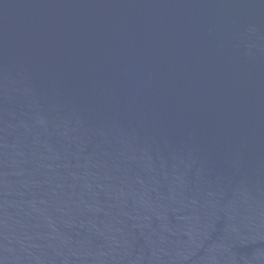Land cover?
<instances>
[{
    "label": "water",
    "instance_id": "1",
    "mask_svg": "<svg viewBox=\"0 0 264 264\" xmlns=\"http://www.w3.org/2000/svg\"><path fill=\"white\" fill-rule=\"evenodd\" d=\"M0 264H264V0H0Z\"/></svg>",
    "mask_w": 264,
    "mask_h": 264
}]
</instances>
